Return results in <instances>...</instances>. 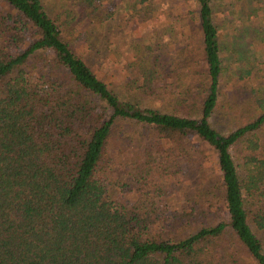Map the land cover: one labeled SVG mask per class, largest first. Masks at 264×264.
<instances>
[{
  "label": "trees",
  "instance_id": "trees-1",
  "mask_svg": "<svg viewBox=\"0 0 264 264\" xmlns=\"http://www.w3.org/2000/svg\"><path fill=\"white\" fill-rule=\"evenodd\" d=\"M3 1L0 264H264V87L247 63L229 97L221 87L237 51L216 23L222 0L180 12L201 42L174 27L138 39L120 83L94 65L113 54L114 0ZM129 7L140 19L136 0ZM120 120L138 127L117 183L132 204L106 183ZM183 167L192 193L164 214L156 181Z\"/></svg>",
  "mask_w": 264,
  "mask_h": 264
},
{
  "label": "rangeland",
  "instance_id": "rangeland-1",
  "mask_svg": "<svg viewBox=\"0 0 264 264\" xmlns=\"http://www.w3.org/2000/svg\"><path fill=\"white\" fill-rule=\"evenodd\" d=\"M136 2L137 8L143 10L141 16L137 15L141 18L136 21H129L127 15L131 12L129 0H114L117 7L114 8L116 20L113 22L112 30L113 54L109 58L108 56L99 58L94 64L97 69L99 68L98 70H103L107 75L113 74L109 77L115 78L117 83L121 82V64L125 59L131 57L135 42L138 39L146 40L155 27H165L168 30L174 27L176 30H180L179 32L185 31L184 35L192 36L196 42H201L200 32L193 33L189 30L190 21H192L189 20L191 15H184L182 18L179 15L183 9L185 12L193 10L194 13H197V3L194 0H151L150 3H141L140 0H136ZM4 6L5 2L0 0V8ZM217 6L216 23L222 33L221 37L227 42L229 41L230 46L237 49L236 52L233 49L230 52L228 51L221 81L222 89L225 90L227 96L231 93L236 82L237 73L235 69L239 64L246 63L248 64L246 66L252 67L254 70L255 85L264 87V0H222L217 2ZM240 6L245 10H240ZM253 7H256V10L252 11L251 17H249V11ZM173 35L168 31L165 39L169 40L173 38ZM174 51L172 50L173 53ZM142 104L151 106V103L147 101ZM220 120L217 119L216 121L219 128H221ZM134 124L135 122L130 120H120L117 124V133L114 139L116 144L113 145L111 153L116 156L118 162L121 159L120 148L125 142L124 138L131 135L135 128H138ZM192 145L194 147L200 146V142L195 140ZM206 152L210 154V161H207L205 166L217 165L216 153L209 149ZM234 154L240 164L241 160L236 150ZM114 170L117 172L115 180H106L112 197L120 198L132 204L135 200V193H123L117 186V183L123 182L127 177L124 166L120 165L119 162L118 165L112 168V171ZM192 175L193 170L183 167L175 176L156 181L167 192L159 198L164 214L180 208L187 196L192 193Z\"/></svg>",
  "mask_w": 264,
  "mask_h": 264
}]
</instances>
